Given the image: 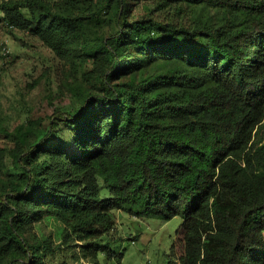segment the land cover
<instances>
[{"label":"trees","instance_id":"trees-1","mask_svg":"<svg viewBox=\"0 0 264 264\" xmlns=\"http://www.w3.org/2000/svg\"><path fill=\"white\" fill-rule=\"evenodd\" d=\"M134 1L1 0L9 26L94 67L75 108L0 127L21 169L0 188V264H47L52 239L26 234L48 215L110 256L116 209L182 216L169 264H264V0H158L196 9L189 25Z\"/></svg>","mask_w":264,"mask_h":264},{"label":"rangeland","instance_id":"rangeland-1","mask_svg":"<svg viewBox=\"0 0 264 264\" xmlns=\"http://www.w3.org/2000/svg\"><path fill=\"white\" fill-rule=\"evenodd\" d=\"M178 6L175 2L163 8L158 0H136L131 9L136 17L192 24L199 12L185 5L180 13ZM90 35L91 44H95L99 34ZM93 67L91 60L85 68L72 67L31 31L9 26L0 8V127L14 133L29 118L51 111L50 102L64 109L75 108L69 87L76 82L88 85L83 73ZM0 146L7 149L5 156L0 157L2 189V184L18 176L21 169L10 153L15 141L0 133ZM113 215L115 225L101 238L102 242L111 241L113 254L100 252L97 261L83 256L82 241H62L63 225L53 216L36 221L26 235L32 240L52 239L54 251L45 257L47 264H169L171 246L183 221L181 215L170 220L139 218L121 209L114 210Z\"/></svg>","mask_w":264,"mask_h":264}]
</instances>
